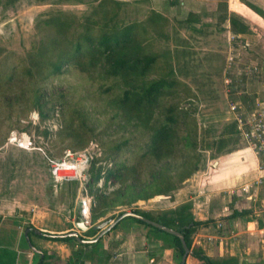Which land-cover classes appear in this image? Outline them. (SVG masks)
Returning <instances> with one entry per match:
<instances>
[{"label": "trees", "instance_id": "1", "mask_svg": "<svg viewBox=\"0 0 264 264\" xmlns=\"http://www.w3.org/2000/svg\"><path fill=\"white\" fill-rule=\"evenodd\" d=\"M171 3L181 4L182 0H172ZM244 3L264 17L263 9L250 1ZM124 4L122 0H96L82 16L57 9L41 17L36 24L40 38L23 63L5 65L0 71V101L24 106L22 114L25 115L36 110L40 125L58 120L62 128L59 132L65 133L63 141L71 139L75 142L71 146L84 148L98 136L97 127L88 123V112L78 109L64 92L51 98L44 92L49 81L68 70H75L97 81L103 89L101 93L109 100V122L119 127L140 123L146 133L138 146L130 138L105 143L104 157L112 158L114 165L106 171L104 189L92 190L102 176L103 166H97V162L104 158L92 161L88 185L90 192L95 193V205L91 211L93 223L112 210L125 207L127 209L112 218L131 211L182 232L192 249V264H239L240 259L236 255L212 258L201 245L194 244V235L205 223L196 219L194 201L162 208L161 211L143 209L137 204L157 195L175 200L173 191L195 172L190 166L191 152L197 150L202 139L196 115L182 108L177 100L181 91L188 97L197 94L192 92L187 82L177 77L172 62L164 59L165 54L152 46L155 44L154 32H164L168 17L151 8L142 20H128L122 12ZM216 14L222 22L229 20L234 33H251L244 17L229 11L227 1L219 3ZM202 16V13L190 9L182 24L192 32L200 31ZM262 73L264 75V70ZM245 79L244 75L233 76L232 83L228 85L232 95L242 90ZM246 93L244 101L233 96L234 100H240L247 109H252V97ZM235 132L239 133L237 122H229L221 136L212 140L218 154L236 149L239 135L236 136ZM44 133L49 135L51 131L45 129ZM175 170L179 172L178 176L174 174ZM109 180L119 186L107 192ZM1 206L0 202V209ZM247 213L249 210L234 209L232 217ZM126 226L133 228L135 233H142L149 244L160 249H172L177 264H181L185 249L180 237L132 215L121 219L106 234ZM27 227L30 229L29 236L36 234L51 240L76 243L92 249V256L99 264L111 262L112 253L104 248L106 234L96 242L84 244L66 233L41 231L38 234L32 224ZM100 230L95 225L85 231L83 237H95ZM159 242H162L160 247ZM47 256L44 251L40 264Z\"/></svg>", "mask_w": 264, "mask_h": 264}, {"label": "rangeland", "instance_id": "2", "mask_svg": "<svg viewBox=\"0 0 264 264\" xmlns=\"http://www.w3.org/2000/svg\"><path fill=\"white\" fill-rule=\"evenodd\" d=\"M122 1L125 3L122 12L128 20H142L150 13L151 8L164 13L169 19L163 33L154 32L155 44L153 43L152 46L154 50L165 54L164 59L168 58L172 62L177 77L187 82L192 92L197 94L195 97H188L185 96L184 91H181L177 100L182 108L193 112L198 120V129L202 140L199 142L197 150L191 152L193 157L190 166L195 169L194 179L196 181L193 180L194 183L198 181L201 187L206 180L205 176L215 168V164H218L217 162L221 159L220 155L216 153V147L212 140L221 136L228 122L234 121V114L230 111V102L234 101V97L244 101L246 92L252 97L253 102L258 98L264 99V75L262 73L264 70V17L261 19L256 16L254 19L245 16L248 24L255 30H251L250 34H241L242 38L236 41L238 58L235 57L234 63H238L240 67L247 64L258 65V70L251 76L245 75L246 79L242 90L232 95V92L227 89L229 86L226 85L225 78L228 76L233 79V76H240L235 69L231 72L227 71L229 37L234 32L229 20L226 22L219 20L218 14H216L219 3L227 1L230 11L238 14L247 12L253 14L251 12L253 9L248 7L244 1L253 2L264 8V0H184L185 2L181 4H173L172 0ZM94 2L96 0H0V71L5 65L23 63L28 52L40 38L36 24L41 17L57 9L82 16ZM190 9L199 10L201 11L199 13L203 15L202 24L199 25L200 31L192 32L186 28L185 24H182V20L186 18ZM246 39L251 42V47L247 49L241 47L243 40ZM255 58L262 63L252 62ZM229 89L231 90V88ZM102 91L103 89L97 81L75 70H68L53 81H49L44 93L51 98L59 92H64L72 98L78 109L88 112V123L97 127L98 136L94 138L93 142L99 146V148L96 147V150L101 153L100 157L104 158L103 161L110 163L107 165V171L114 165V160L104 157L106 154L105 143L120 142L130 138L132 143L138 146L143 141L146 131L143 130L140 123L119 127L117 124L109 122L111 115L109 100L105 94L101 93ZM238 102L241 101L238 100ZM24 109L25 107L18 103L9 105L5 101H0V194L19 202L24 207L36 206L41 212L40 219H43L40 223L49 221L56 228L68 223L66 222L67 218L69 220L75 218L77 221L82 216L79 199L85 192L81 182L74 180L58 184L51 176L48 157L53 155L59 157L67 148L79 151L89 145L84 148L71 146L70 144L75 142H72L71 139L63 141L65 133L59 132L62 128L58 120L40 125L38 112L32 110L25 115L22 114ZM227 112L231 113V120H227ZM45 129H49L51 134L45 135ZM235 134L239 135V142L235 148L240 147L241 151H237L240 154L234 161L232 160L231 164L233 168L240 170L252 168L256 162H250L249 158L253 159L254 155L246 153L247 142L244 141L240 131ZM174 174L178 176L179 172L175 170ZM84 183L90 192L91 188L85 181ZM98 183L94 185L93 191L98 188L104 189L105 179L101 185ZM113 183V180H109L107 192L119 186L118 183ZM183 184L184 182L180 183L178 188L173 191L177 200L165 195H157L149 200H143V202L138 201L137 204L143 209L154 211L174 207L177 202L188 196L187 191L181 192ZM234 185H239V181ZM256 185H261L264 190V180ZM92 195L93 208L95 193ZM124 209L127 208L120 206L112 210L97 222L92 223V227L108 220ZM69 211H72V218ZM80 233L84 235L85 232L80 231ZM195 236L196 234L194 235V244H198L195 242ZM205 239V237L201 239L203 244H205ZM165 255L164 257V253H159L154 264H177L172 250H168ZM188 264H192L191 257Z\"/></svg>", "mask_w": 264, "mask_h": 264}, {"label": "crops", "instance_id": "3", "mask_svg": "<svg viewBox=\"0 0 264 264\" xmlns=\"http://www.w3.org/2000/svg\"><path fill=\"white\" fill-rule=\"evenodd\" d=\"M182 2L185 1L182 0ZM257 6L264 10L260 5ZM251 12L253 14L245 13L249 16L244 13L241 15L244 19L245 16L254 19L258 16L263 19L256 11L251 10ZM251 30L254 31V27H251ZM252 62L262 63L256 58ZM227 113V120H231V113ZM237 151H241L240 147L217 154L221 159L205 176L206 180L201 187L198 181L195 183L193 181H196L195 173L189 176L184 181V186L181 187V192L187 191L188 196L177 202L174 207L183 202L194 201L193 211L196 219L205 222L199 226L195 242L201 245L210 257L236 255L240 259V264H264V190L261 185L255 183L258 176L257 163L246 170L233 168L232 160L234 161L240 154ZM246 153L250 154L248 148ZM249 159L252 163L256 162L255 158ZM243 178L245 180L242 181ZM238 181L239 185L235 186L234 184ZM246 184L252 186L250 191L242 188ZM235 188L238 190L236 191ZM175 200H177L176 195ZM140 201L143 202V200ZM0 202L2 205L0 209V264H40L44 251L48 256L42 264H82L81 260L84 261L83 264H99L92 256L90 248L72 242L51 240L36 234L29 236L30 229L27 227L29 224L36 228L38 234H40L38 230L54 234L78 230L75 226L76 219L71 216L72 211H69L72 220L67 218L68 223L55 228L49 221L40 223L43 219H40L41 212L36 206L24 207L2 194H0ZM234 209L249 210V213L232 217ZM203 237L206 238L205 244L201 240ZM158 245L160 247L162 242ZM154 247L149 244L142 233H135L133 228H128V226L120 227L106 234L104 238V248L112 253L110 264H118L117 262H121L120 264H154L159 253H164L165 257L168 250H172Z\"/></svg>", "mask_w": 264, "mask_h": 264}, {"label": "built area", "instance_id": "4", "mask_svg": "<svg viewBox=\"0 0 264 264\" xmlns=\"http://www.w3.org/2000/svg\"><path fill=\"white\" fill-rule=\"evenodd\" d=\"M229 38V61L227 71L231 72L235 69V71L237 70L238 75L240 76L253 75L258 70V65L247 64L243 67L241 66V68L238 63H234L236 58H238V54H236L237 48L235 43L238 41V39L242 38V35L233 33ZM241 47L247 49L248 47H251V42L247 39L243 40ZM233 65H235V67H232ZM230 78L228 76L225 78L227 86L232 81ZM228 91H230L229 88ZM242 103V101H231L229 104L230 111L233 112V120L237 122V128L240 131L244 141L247 142L246 148H248L249 152L254 155L255 161L257 163L256 169L258 170V176L255 180V183L260 184L264 180V99L255 100V102H253L252 109H247V107L243 105L244 103ZM93 142L94 141L89 144V147H86L82 150L76 151L67 148L59 157H48L51 176L58 184L80 180L85 191L79 199L82 211L81 215L84 218L87 226L90 228L93 225L91 208L94 199L93 195L88 191L87 186H85L84 181L88 184L89 169L92 167V161L101 155V153H98L96 150V147L99 148V146H96ZM109 164L107 161H103V159L97 162V166H103L102 176L98 181L99 185H101L106 178V168ZM242 188L245 191H250V186L248 184L244 185Z\"/></svg>", "mask_w": 264, "mask_h": 264}, {"label": "water", "instance_id": "5", "mask_svg": "<svg viewBox=\"0 0 264 264\" xmlns=\"http://www.w3.org/2000/svg\"><path fill=\"white\" fill-rule=\"evenodd\" d=\"M135 216L141 220H144L145 222L152 224L164 231H167L171 234H174L178 237H180V239L182 240L185 252L183 254V257L181 259V264H188V258L190 256V254L192 253V249L188 246L185 236L182 232L168 227L162 223L156 222L154 220H151L149 218H146L142 215L136 214L134 212L131 211H125L123 213H121L120 215H118L116 218H109L108 220H105L103 222H101L100 224L96 225L97 228L101 229L100 232L92 238H84L83 235L80 233V231H87L90 229V227L87 226V224L85 223L84 218L81 216L79 217V219L75 222V226L77 227L78 230H72L67 232L66 234L70 235V236H74L80 243H92V242H96L100 237H102L104 234H106L108 231H110L121 219H123L126 216ZM38 232L40 233V231L38 230ZM32 247H34L32 245ZM35 248V247H34ZM36 249V248H35Z\"/></svg>", "mask_w": 264, "mask_h": 264}]
</instances>
